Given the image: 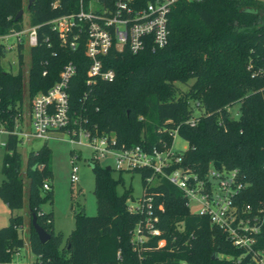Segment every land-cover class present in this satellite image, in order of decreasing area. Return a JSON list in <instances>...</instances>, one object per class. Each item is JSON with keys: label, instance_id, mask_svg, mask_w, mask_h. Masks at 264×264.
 I'll return each instance as SVG.
<instances>
[{"label": "trees", "instance_id": "obj_1", "mask_svg": "<svg viewBox=\"0 0 264 264\" xmlns=\"http://www.w3.org/2000/svg\"><path fill=\"white\" fill-rule=\"evenodd\" d=\"M147 1L133 0V6ZM26 4L27 0H0L3 29L19 10L26 11L30 25L40 26L37 44L27 55L25 89L22 54L17 56L16 72L0 66V127L8 132L2 144L0 200L11 213L23 207L25 196L28 217L33 213L49 235L41 243L30 217L27 246L35 257L33 264H253L251 254L233 247L208 216L189 212L185 198L166 179L147 185L144 179L150 172L144 169L126 173H137L142 193L152 194L159 235L143 231L146 238L134 247L133 230L145 214L127 211L130 185L116 193L118 184H124V172L113 177L111 168L95 163L91 167L95 213L87 215L77 204L72 209L75 226L63 239L53 231L51 214L40 210L41 204L52 201V190L42 188L51 177L50 149L44 142L30 150L22 175L16 149L21 140L11 132L15 123L22 125L24 100L45 92L59 79L63 65L71 63L74 73L65 88L70 126L113 136L115 147L140 145L149 150L170 146V134L176 130L187 144L178 166L198 177L210 165L217 168L216 163L220 171L236 170L242 188L235 203L256 209L264 204V2L176 0L167 17L166 45L152 49L147 42L134 53L112 47L100 60L103 69L112 70L113 79L90 83L85 35L71 50L46 24L77 11V0H32L27 8ZM189 80L184 91L175 85ZM236 104L238 115L233 118L228 107ZM22 222L19 214L9 215L8 223L0 227V264L12 262L24 245L17 234ZM258 229L251 245L257 252L264 250V220ZM160 239L163 245L157 246Z\"/></svg>", "mask_w": 264, "mask_h": 264}, {"label": "built area", "instance_id": "obj_2", "mask_svg": "<svg viewBox=\"0 0 264 264\" xmlns=\"http://www.w3.org/2000/svg\"><path fill=\"white\" fill-rule=\"evenodd\" d=\"M175 1L150 0L144 6L134 7L133 0H77V11L50 19L46 24L56 33L59 43L71 50L76 48V39L84 34L83 53L90 61L86 69L87 83L94 82L97 78L109 81L113 79V72L102 68L100 57L112 47L134 53L149 42L152 49L162 48L167 42V17ZM39 28V25L28 23L24 11L6 29L0 23L2 57L13 52L17 61L19 53L28 55L29 50L37 44ZM250 67L248 64L247 69ZM73 73L74 66L71 63L63 65L58 74L59 79L45 92H38L31 98L27 111V131L24 126L15 123L11 134L17 135L20 140L36 138L46 142L54 133H67L71 143L92 150L91 158L94 161L110 156L116 173L148 170L150 175L144 180L150 186L162 178L166 179L185 198L189 212L208 216L215 227L225 232L233 247L250 253L253 264H264V250L257 252L251 246L264 220V204L253 210L248 204L235 203L242 188L236 170L220 171L210 165L204 175L198 177L188 167L178 166L182 152L174 151L172 144L168 147L162 144L161 148L153 146L150 150L140 145L131 148L115 147L113 136L97 135L87 129L70 126L65 88ZM254 74L256 73L252 72V76ZM193 122L192 119L188 120L191 125ZM0 133L8 134L1 127ZM173 133L176 134V130ZM76 172L77 167L72 165L70 182L77 180ZM42 188L49 190L50 185L44 183ZM129 201L128 212L145 214V220L133 230L135 240L132 243L137 247L146 238L143 231L150 236L159 235L160 231L154 226L157 216L152 214V194L144 195L141 191L139 203L131 205ZM160 208L158 205L157 209ZM162 245V239L158 240L157 246ZM9 264L18 263L12 261Z\"/></svg>", "mask_w": 264, "mask_h": 264}, {"label": "rangeland", "instance_id": "obj_3", "mask_svg": "<svg viewBox=\"0 0 264 264\" xmlns=\"http://www.w3.org/2000/svg\"><path fill=\"white\" fill-rule=\"evenodd\" d=\"M264 2V0H261ZM24 14L27 15L24 10ZM14 53L8 54L0 58V66L4 71L16 72L18 69V62L15 60ZM22 79H24V89L26 85V71L28 68V58L27 55H23L22 59ZM189 80L184 85H179L175 83L179 90L184 91L187 86L191 83ZM25 92L23 93V96ZM32 99L28 102L24 100V106L21 113V124L27 129L28 122V108ZM193 114H198V109L193 108ZM233 118H237L238 108L237 104L228 107ZM27 131V130H26ZM173 136L170 144L173 146V150L176 152H182L186 149L187 144L173 132L170 134ZM6 138L5 133H0V169L1 161L4 154V149L2 148V143ZM70 138L67 133L57 132L52 135L51 138L47 139L46 146L50 149V165H51V177L48 178L47 182L50 184V189L52 190V201L45 202L40 205V210L43 213L51 214L52 217V228L54 232H60L65 239L71 229L75 226L74 217L72 216V209L77 208V204L83 206L84 212L87 215H94L95 213V198L93 197V172L91 165L97 163L99 166H109L113 170L112 158L107 156L106 158L100 159L96 162L91 157L93 152L90 148L85 146H78L71 143ZM44 142L40 139L23 138L17 145V150L21 155V168L22 175L25 170V159L30 152V150L38 149ZM77 167V180L73 183L69 181V175L71 166ZM117 173L112 171V176L116 177ZM124 180L123 186L118 184L116 187V193H120L123 187L131 186V197L129 204L135 205L139 203V196L142 191L141 180L137 173L131 174L124 172L122 174ZM2 179V174L0 172V180ZM25 183V182H24ZM24 186V190H25ZM24 205L20 209H16L13 212H9L3 201L0 200V227L5 226L8 223V216L19 214L23 218L22 225L17 228V234L23 238L24 245L20 248L21 254H25L27 250V238H28V225L30 222V217H28L26 200L23 196ZM138 201V202H137ZM132 235V241L135 240ZM32 257V254L30 255ZM27 256H23V261Z\"/></svg>", "mask_w": 264, "mask_h": 264}, {"label": "water", "instance_id": "obj_4", "mask_svg": "<svg viewBox=\"0 0 264 264\" xmlns=\"http://www.w3.org/2000/svg\"><path fill=\"white\" fill-rule=\"evenodd\" d=\"M32 0H27V4H26V8L31 4ZM23 10H19L14 19H18L20 18V16L22 15ZM217 168L220 167V165L218 163L215 164ZM92 167V165H91ZM107 169H109V166H106ZM31 217V226L35 232V234H37V238L39 239V241L41 243H44L45 241H47L49 239V235L41 228V226H39V224L37 223L36 217L35 215L32 213L30 214Z\"/></svg>", "mask_w": 264, "mask_h": 264}, {"label": "crops", "instance_id": "obj_5", "mask_svg": "<svg viewBox=\"0 0 264 264\" xmlns=\"http://www.w3.org/2000/svg\"><path fill=\"white\" fill-rule=\"evenodd\" d=\"M19 250L17 251V254L15 255V259L13 260V263L33 264V261H34L35 257H34V255H32V257H30L31 252H29L28 247H27V250L25 251V254H23V255L21 254V252ZM23 256H27V258H25V260H27V259H29V260L28 261H23L22 260Z\"/></svg>", "mask_w": 264, "mask_h": 264}]
</instances>
